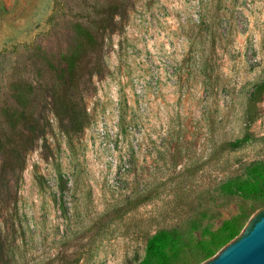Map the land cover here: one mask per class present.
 Returning <instances> with one entry per match:
<instances>
[{"label": "rangeland", "instance_id": "374dc122", "mask_svg": "<svg viewBox=\"0 0 264 264\" xmlns=\"http://www.w3.org/2000/svg\"><path fill=\"white\" fill-rule=\"evenodd\" d=\"M104 2L0 0V130L21 109L17 81L46 123L22 171L0 175V264H136L160 228L197 217L199 236L257 208L210 194L264 160V93L246 115L264 80V0H121L80 85L87 123L66 134L42 58L70 54L74 25ZM258 212L200 264L246 237Z\"/></svg>", "mask_w": 264, "mask_h": 264}, {"label": "trees", "instance_id": "16d2710c", "mask_svg": "<svg viewBox=\"0 0 264 264\" xmlns=\"http://www.w3.org/2000/svg\"><path fill=\"white\" fill-rule=\"evenodd\" d=\"M91 9L88 23L74 25V50L56 65L42 58L47 65L48 76L42 87L48 93L54 117L66 134L82 132L87 123V114L79 93L84 71L92 66V58L98 63L104 34L114 26L115 17L124 13L121 0H105L103 4L93 5ZM38 71L36 74L40 78L44 70L39 68ZM26 87V84L18 81L14 84L17 92L14 97L21 109L5 113L7 128L0 130V154L3 157L1 176L22 171L26 153L36 140L44 138L46 123L43 118L35 116L33 99L26 98V92L30 93L31 89L28 90V86L27 91H23ZM263 93L264 80L257 83L248 96L246 115L250 121L254 119L252 109ZM243 143L245 139H238L228 145L237 147ZM210 195L236 196L257 205V208L251 209V212L259 210L249 226L251 228L254 222L264 216V160L250 163L242 176L221 181L211 190ZM251 212L245 207L240 208V212L224 221L218 231L210 232L207 229L199 236L196 235L200 226L197 217H188L175 227L160 228L146 238L144 255L136 264H200L239 236Z\"/></svg>", "mask_w": 264, "mask_h": 264}, {"label": "water", "instance_id": "95a60500", "mask_svg": "<svg viewBox=\"0 0 264 264\" xmlns=\"http://www.w3.org/2000/svg\"><path fill=\"white\" fill-rule=\"evenodd\" d=\"M264 216L238 243L224 248L206 264H264ZM261 231V234H257ZM263 232V233H262Z\"/></svg>", "mask_w": 264, "mask_h": 264}, {"label": "bare ground", "instance_id": "6f19581e", "mask_svg": "<svg viewBox=\"0 0 264 264\" xmlns=\"http://www.w3.org/2000/svg\"><path fill=\"white\" fill-rule=\"evenodd\" d=\"M263 230H264V227H263V229H262L261 231H263ZM261 231H259L257 234H261ZM263 232H264V231H263ZM263 232H262V233H263ZM263 236H264V234L261 235V237H259V239L262 238Z\"/></svg>", "mask_w": 264, "mask_h": 264}]
</instances>
